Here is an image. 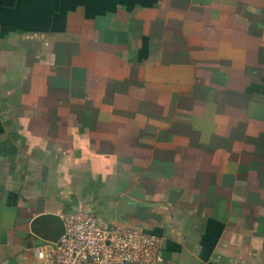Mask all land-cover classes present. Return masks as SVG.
I'll return each mask as SVG.
<instances>
[{"label": "crops", "instance_id": "1", "mask_svg": "<svg viewBox=\"0 0 264 264\" xmlns=\"http://www.w3.org/2000/svg\"><path fill=\"white\" fill-rule=\"evenodd\" d=\"M79 208L162 264H264V0H0V264Z\"/></svg>", "mask_w": 264, "mask_h": 264}, {"label": "built area", "instance_id": "2", "mask_svg": "<svg viewBox=\"0 0 264 264\" xmlns=\"http://www.w3.org/2000/svg\"><path fill=\"white\" fill-rule=\"evenodd\" d=\"M64 221L66 231L60 241L38 252V257L48 264L163 263L158 238L142 229L104 227L83 208L64 217Z\"/></svg>", "mask_w": 264, "mask_h": 264}, {"label": "water", "instance_id": "3", "mask_svg": "<svg viewBox=\"0 0 264 264\" xmlns=\"http://www.w3.org/2000/svg\"><path fill=\"white\" fill-rule=\"evenodd\" d=\"M135 201H132L128 197L121 198L118 206V214H122L124 211H130V209H135ZM50 224L52 226V231H50V236L46 237L47 241L57 244L60 239L64 236L66 228L65 221L62 217L53 214L40 215L36 217L32 222V231L36 235L40 236L39 227H45ZM41 237V236H40Z\"/></svg>", "mask_w": 264, "mask_h": 264}, {"label": "rangeland", "instance_id": "4", "mask_svg": "<svg viewBox=\"0 0 264 264\" xmlns=\"http://www.w3.org/2000/svg\"><path fill=\"white\" fill-rule=\"evenodd\" d=\"M119 154L121 157H128L129 158V156H133L135 159H138L141 157V154L140 153L137 154L135 151H128V152H123V153L121 152ZM123 170H129V167L125 165V166H123ZM141 186H142V184H140L139 186L136 185V187H137L136 189H138V187H141ZM142 189L145 190L146 193H150V192H148L149 190H147L145 187Z\"/></svg>", "mask_w": 264, "mask_h": 264}]
</instances>
